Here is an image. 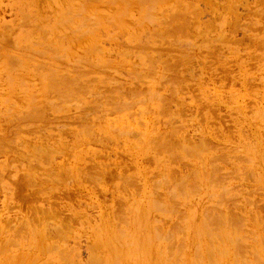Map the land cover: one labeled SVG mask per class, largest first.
<instances>
[{"label": "rangeland", "instance_id": "rangeland-1", "mask_svg": "<svg viewBox=\"0 0 264 264\" xmlns=\"http://www.w3.org/2000/svg\"><path fill=\"white\" fill-rule=\"evenodd\" d=\"M263 33L264 0H0V264H264Z\"/></svg>", "mask_w": 264, "mask_h": 264}, {"label": "bare ground", "instance_id": "bare-ground-1", "mask_svg": "<svg viewBox=\"0 0 264 264\" xmlns=\"http://www.w3.org/2000/svg\"><path fill=\"white\" fill-rule=\"evenodd\" d=\"M28 1H29V0H28ZM62 1H63V0H62ZM100 1H101V0H100ZM111 1H112V0H111ZM149 1H150V0H149ZM157 1H158V0H157ZM138 2H139V1H138ZM144 2H145V1H144ZM151 2H152V1H151ZM165 2H166V1H165ZM62 3H63V2H62ZM105 3H106V2H105ZM113 3H114V2H113ZM148 3H149V2H148ZM154 3H156V2L153 1V4H154ZM247 3H248V2H247ZM82 4H83V3H82ZM82 4H80V7H83V6H81ZM142 4H143V3H142ZM164 4H165V3H164ZM83 5H84V4H83ZM113 5H114V4H113ZM145 5H146V4H145ZM179 5H180V4H179ZM155 6H156V5H155ZM70 8H71V7H70ZM83 8H84V7H83ZM134 8H135V7H134ZM140 8H141V7H140ZM155 9H156V8H155ZM81 10H82V8H81ZM93 10H94V9H93ZM145 10H146V9H145ZM149 10H150V9H149ZM34 11H35V10H34ZM77 11H78V9H77ZM126 11H127V10H126ZM141 11H142V10H140L139 12H141ZM152 11H153V10H152ZM163 11H164V10H163ZM163 11H162V12H163ZM178 11H179V10H178ZM203 11H204V10H203ZM19 12H20V11H19ZM67 12H68V11H67ZM109 12H110V11H109ZM128 12H129V11H128ZM139 12H138V13H139ZM145 12H146V11H145ZM205 12H206V11H205ZM211 12H213V11H211ZM25 13H26V12H25ZM83 13H84V12H83ZM147 13H149V12H147ZM164 13H165V11H164ZM164 13H163V14H164ZM176 13H177V12H176ZM196 13H197V12H196ZM200 13H201V12H200ZM200 13H199V14H200ZM66 14L68 15V13H66ZM76 14H77V13H76ZM122 14H123V13H122ZM126 14H127V13H126ZM156 14H157V13H156ZM173 14H174V13H173ZM248 14H249V13H248ZM92 15H93V14H92ZM114 15H115V14H114ZM164 15H165V14H164ZM169 15H170V14H169ZM169 15H168V16H169ZM93 16H94V15H93ZM95 16H96V15H95ZM127 16H128V15H127ZM144 16H145V15H144ZM146 16H147V15H146ZM150 16H151V14H150ZM178 16H179V15H178ZM20 17H21V15H20ZM23 17H24V16H23ZM33 17H34V16H33ZM81 17H82V15L80 16L79 19H81ZM151 17H154V16H151ZM193 17H194V16H193ZM256 17H257V16H256ZM48 18H49V17H48ZM74 18H76V17H74ZM74 18H73V19H74ZM83 18H84V16L82 17L81 20H83ZM97 18H99V16H97ZM149 18H150V17H148V20H149V21L147 20L148 22H150V21L152 20L151 18H150V19H149ZM157 18H158V17H157ZM157 18L155 17L154 19L157 21ZM162 18H164V17H162ZM185 18H186V17H185ZM19 19H20V18H19ZM113 19H114V18H113ZM154 19H153L151 22L155 23V22H154ZM170 19H171V18H170ZM176 19H177V18H176ZM178 19H179V18H178ZM178 19H177V21H178ZM180 19H181V18H180ZM182 19H183V18H182ZM182 19H181V20H182ZM196 19H197V18H196ZM243 19H244V18H243ZM70 20H71V19H70ZM88 20H90V19H88ZM94 20H96V18H95ZM94 20H92V21H94ZM104 20H105V19H101V20H99V21H104ZM107 20H108V19H107ZM119 20H120V19H119ZM161 20H162V19H161ZM168 20H169V19H168ZM181 20H180V22H181ZM231 20H232V19H231ZM235 20H236V19H235ZM45 21H46V20H45ZM51 21H52V20H51ZM86 21H87V20H86ZM86 21H85V23H87ZM92 21L90 20V21H88V22L90 23V22H92ZM109 21H110V20H109ZM142 21H143V20H142ZM172 21H173V19H172ZM183 21H184V20H183ZM112 22H113V20H112ZM158 22H160V21H158ZM158 22H157V23H158ZM161 22H162V21H161ZM170 22H171V21H170ZM238 22H239V21H238ZM18 23H19V22H18ZM18 23H17V24H18ZM50 23H51V22H50ZM85 23H84V21H83V22L81 23V25H80V26H77V27H78V28L81 27V28L83 29V28H84L83 26H86ZM92 23H93V22H92ZM92 23H90L89 25H90V26L93 25ZM94 23H95V22H94ZM97 23H98V22H96V25H94V27L97 26ZM109 23H110V22H109ZM153 23H152V24H153ZM187 23H188V22H187ZM191 23H192V22H191ZM234 23H235V22H234ZM36 24H37V23H36ZM84 24H85V25H84ZM105 24H106V23H105ZM110 24H111V23H110ZM162 24H163V23H162ZM182 24H184V22H183ZM189 24H190V23H189ZM20 25H21V24H20ZM22 25H24V24L22 23ZM103 25H104V24H103ZM107 25H108V24H107ZM107 25H106V27H108ZM111 25H112V24H111ZM113 25H114V23H113ZM175 25H176V24H175ZM179 25H180V23H179ZM192 25H193V24H192ZM192 25H191V26H192ZM201 25H202V24H201ZM236 25H237V24H236ZM49 26H50V25H49ZM99 26H100V27H99ZM99 26H97V27L100 29L102 26H101L100 24H99ZM141 26H142V25H141ZM157 26H158V25H157ZM161 26H162V25H161ZM170 26H171V25H170ZM180 26H181V25H180ZM183 26H185V25H183ZM187 26H188V25H187ZM232 26H233V25H232ZM247 26H248V25H247ZM3 27H4V26H3ZM30 27H31V26H30ZM88 27H89V26H87V28H88ZM109 27L111 28V26H109ZM109 27H108V28H109ZM151 27H152V26H151ZM153 27H154V26H153ZM155 27H156V26H155ZM155 27H154V28H155ZM176 27H177V26H176ZM188 27H189V26H188ZM206 27H208V26H206ZM233 27H234V26H233ZM8 28H9V27H8ZM18 28H19V26H18ZM78 28H76V29H78ZM92 28H93V26L91 27V29H92ZM98 28H97L96 30L99 31ZM140 28H141V27H140ZM158 28H159V27H158ZM169 28H171V27H169ZM191 28H192V27H191ZM248 28H249V27H248ZM85 29H86V28H85ZM115 29H116V28H115ZM119 29H122V28L120 27ZM177 29H178V28H177ZM186 29H187V27H186ZM87 30H88V29H86V31H87ZM89 30H90V27H89ZM113 30H114V28H113ZM82 31H83V30H82ZM86 31H84V33H85ZM90 31L92 32V30H90ZM90 31H88V33H89ZM98 31H97V32H98ZM183 31H184V30H183ZM183 31H181V32H183ZM188 31H189V30H187V32H188ZM216 31H217V30H216ZM252 31H253V30H252ZM44 32H45V31H44ZM73 32H74V31H73ZM93 32H96L95 29L93 30ZM100 32H101V31H100ZM122 32H123V31H122ZM199 32H200V31H199ZM3 33H4V32H3ZM74 33H75V32H74ZM103 33H104V32H103ZM175 33H176V32H175ZM177 33H178V32H177ZM202 33H203V32H202ZM79 34H80V33H79ZM85 34H86V33H85ZM93 34L95 35L96 33H93ZM158 34H159V33H158ZM180 34H181V33H180ZM182 34H183V33H182ZM186 34H187V33H186ZM194 34H195V33H194ZM215 34H216V33H215ZM263 34H264V33H263ZM1 35H2V33H1ZM94 35H92V36H94ZM222 35H223V33H222ZM258 35H259V34H258ZM2 36H3V35H2ZM117 36H118V35H117ZM161 36H162V35H161ZM164 36H165V35H164ZM167 36H168V35H167ZM189 36H190V35H189ZM72 37H73V36H72ZM95 37H96V36H95ZM108 37H109V35H108ZM221 37H222V36H221ZM99 38H100V37H99ZM118 38H119V37H118ZM201 38H202V37H201ZM225 38H226V37H225ZM110 39H112V37H110ZM110 39H109V41H110ZM113 39H114V38H113ZM121 39H122V38H121ZM196 39H197V38H196ZM208 39H209V38H208ZM115 40H116V39H115ZM120 41H122V40H120ZM153 41H154V40H153ZM118 42H119V41H118ZM82 43H83V42H82ZM124 43H125V42H124ZM54 44H55V43H54ZM145 44H146V42H145ZM95 45H96V44H95ZM260 45H262V44H260ZM35 46H36V45H35ZM119 46H120V45H119ZM136 46H137V45H136ZM142 46H143V45H142ZM27 47H28V46H27ZM134 47H135V46H134ZM137 47H138V46H137ZM145 47H146V46H145ZM250 47H251V46H250ZM59 48H60V47H59ZM100 48H101V47H100ZM127 48H128V47H127ZM46 49H47V48H46ZM13 50H14V49H13ZM93 50H95V49H93ZM130 50H131V49H130ZM133 50H135V49H132V51H133ZM145 50H146V49H145ZM28 51H29V50H28ZM101 51H102V54H103V50H101ZM123 51H124V50H123ZM132 51H131V52H132ZM47 52H48V51H47ZM77 52H78V51H77ZM94 52H95V51H94ZM94 52H93V53H94ZM97 52H100V50L97 51ZM138 52H139V50H138ZM153 52H154V51H153ZM48 53H49V52H48ZM121 53H122V52H121ZM212 53H213V52H212ZM50 54H51V53H50ZM52 54H53V53H52ZM55 54H56V53H55ZM57 54H58V53H57ZM57 54H56V56H57ZM71 54H72V52H71ZM99 54H100V53H99ZM118 54H119V53H117V55H118ZM155 54H156V53H155ZM7 55H8V54H7ZM87 55H88V54H87ZM109 55H110V54H109ZM126 55H127V54H126ZM130 55H131V54H130ZM133 55H134V54H133ZM54 56H55V55H54ZM81 56H82V55H81ZM131 56H132V55H131ZM61 57H62V56H61ZM92 57H93V56H92ZM105 57H106V56H105ZM146 57H147V56H146ZM244 57H245V56H244ZM53 58L55 59V57H53ZM53 58H52V59H53ZM150 58H151V57H150ZM150 58H149V59H150ZM14 59H15V58H14ZM57 59H59V58H57ZM98 59H99V58H98ZM55 60H56V59H55ZM85 60H86V59H85ZM157 60H158V59H157ZM252 60H253V59H252ZM256 60H257V59H256ZM150 61H151V60H150ZM16 62H17V61H16ZM75 62H76V61H75ZM147 62H148V60H147ZM153 62H154V61H153ZM164 63H165V62H164ZM164 63H163V64H164ZM166 63H167V62H166ZM88 64H89V63H88ZM92 64H93V63H92ZM132 64H133V63H132ZM152 64H153V63H152ZM174 64H175V63H174ZM51 65H52V64H51ZM161 65H162V63H161ZM49 66H50V65H49ZM153 66H156V64L153 65ZM164 66H165V65H164ZM173 66H174V65H173ZM6 67H7V66H6ZM64 67H66V65H64ZM64 67H63V68H64ZM87 67H88V66H87ZM91 67H92V66H91ZM159 67H160V66H159ZM12 68H13V67H12ZM45 68H46V67H45ZM99 68H100V66H99ZM155 68H156V67H155ZM174 68H175V67H174ZM42 69H43V67H42ZM134 69H135V68H134ZM163 69H164V68H163ZM189 69H190V68H189ZM219 69H220V68H219ZM242 69H243V68H242ZM250 69H251V68H250ZM8 70H9V69H8ZM10 70H11V69H10ZM15 70H16V68H15ZM85 70H86V69H85ZM164 70H165V69H164ZM23 71H24V70H23ZM161 71H162V70H161ZM138 72H139V71H138ZM142 72H143V71H142ZM150 72H151V71H150ZM167 72H168V71H167ZM71 73H72V72H71ZM144 73H145V72H144ZM223 73H224V72H223ZM36 74H37V73H36ZM54 75H55V73H54ZM64 75H65V74H64ZM70 77H71V76H70ZM162 77H163V76H162ZM165 77H166V76H165ZM10 78H11V77H10ZM53 79H54V78H53ZM66 79H67V78H66ZM207 79H208V78H207ZM223 79H224V78H223ZM10 80H11V79H10ZM69 80H70V79H69ZM110 80H112V79H110ZM11 81H12V80H11ZM226 81H227V80H226ZM55 83H56V81H55ZM58 83H59V82H58ZM67 83H69V81H68ZM71 83H72V82H71ZM96 83H97V82H96ZM134 83H135V82H134ZM143 83H144V82H143ZM75 84H76V83H75ZM172 84H173V83H172ZM57 85H59V84H57ZM73 85H74V84H73ZM73 85L70 84V86H72V87H73ZM64 87H65V86H64ZM80 87H81V86H80ZM75 88H76V87H75ZM107 89H108V88H107ZM158 89H159V88H158ZM171 89H172V88H171ZM62 90H63V88H62ZM70 90H71V89H70ZM70 90L67 91V92H70ZM76 90H77V89H76ZM79 90H80V89H79ZM86 90H87V89H86ZM185 90H186V89H185ZM10 91H12V90H10ZM13 91H14V90H13ZM40 91H42V90H40ZM43 91H44V90H43ZM65 91H66V90H65ZM72 91H74L73 88H72ZM67 92H65L64 94H66ZM110 92H111V91H110ZM52 93H53V91H52ZM52 93H51V94H52ZM54 93H55V91H54ZM61 93H63V92L61 91ZM118 93H119V92H118ZM132 93H133V92H132ZM169 93H170V92H169ZM174 93H175V92H174ZM69 94H70V93H69ZM69 94H66V95H69ZM85 94H86V93H85ZM85 94H84V95H85ZM47 95H49V94H47ZM150 95H151V94H150ZM172 95H173V94H172ZM138 96H139V95H138ZM170 96H171V95H170ZM260 96H261V95H260ZM262 96H263V98H262V100H263V99H264V94H263ZM32 97H33V95H32ZM157 97H159V96H157ZM172 97H173V96H172ZM30 98H31V97H30ZM67 98H68V97H67ZM67 98H65V99H67ZM107 98H109V97H107ZM117 98H118V97H117ZM119 98H120V97H119ZM147 98H148V97H147ZM150 98H151V96H150ZM238 98H239V97H238ZM32 99H33V98H32ZM68 99H69V98H68ZM112 99H114V98H112ZM34 100H35V99H34ZM148 101H149V98H148ZM150 101H151V100H150ZM161 101H162V100H161ZM5 102H6V101H5ZM7 102H9V100H8ZM31 102H34V101L31 100ZM121 102H122V101H121ZM164 103H165V102H164ZM4 104H5V103H4ZM122 104H123V102H122ZM122 104H121V105H122ZM238 104H239V103H238ZM238 104H237V105H238ZM253 104H254V103H253ZM261 104H262V103H261ZM263 104H264V101H263ZM124 105H126V104H124ZM239 105H240V104H239ZM248 105H249V104H248ZM128 106H129V105H128ZM134 106H135V105H134ZM168 106H169V105H168ZM260 106H261V105H260ZM260 106H258V110L260 109ZM8 107H9V106H8ZM12 107H13V106H12ZM119 107H120V105H119ZM122 107H123V106H122ZM248 107H249V106H248ZM123 108H124V107H123ZM123 108H120V110L123 111V110H122ZM126 108H127V107H126ZM129 108H131V107H129ZM261 108H262V106H261ZM38 109H39V108H38ZM40 109L42 110V108H40ZM138 109H139V108H138ZM256 109H257V108H256ZM31 110H33V109H31ZM41 110H40V111H41ZM48 110H49V109H48ZM258 110H257V111H258ZM262 110H263V108H262ZM40 111H39V112H40ZM43 111H44V110H43ZM103 111H104V110H103ZM201 111H202V110H201ZM241 111H242V110H241ZM260 111H261V109H260ZM260 111H259V113H260ZM6 112H7V111H6ZM36 112H37V111H36ZM261 112H262V111H261ZM22 113H23V112H22ZM30 113H31V112H30ZM171 113H172V112H171ZM25 114H26V113H25ZM28 114H29V113H27V115H28ZM32 114H33V113H32ZM32 114H31V115H32ZM143 114H144V113H143ZM161 114H162V113H161ZM262 114H263V113H262ZM11 115H12V114H11ZM35 115H36V114H35ZM37 115H38V114H37ZM43 115H44V114H43ZM247 115H248V114H247ZM25 116H26V115H25ZM258 116H259V115H258ZM23 117H24V116H23ZM263 117H264V116H262V118H263ZM16 118H17V117H16ZM196 118H197V117H196ZM259 118H260V117H259ZM39 120H40V119H39ZM131 120H132V119H131ZM263 120H264V119H263ZM201 121H202V120H201ZM77 124H78V123H77ZM138 124H139V123H138ZM249 124H250V123H249ZM86 125H87V124H86ZM185 125H187V124H185ZM185 125H184V126H185ZM77 126H78V125H77ZM124 126H125V125H124ZM140 126H142V125H140ZM84 127H85V126H84ZM180 127H181V126H180ZM129 128H130V127H129ZM183 128H184V127H183ZM174 129H175V128H174ZM179 129H180V128H179ZM184 129H186V128H184ZM184 129H182V130L184 131ZM152 130H153V129H152ZM161 130H162V129H161ZM169 130H170V129H169ZM176 130H178V129L176 128ZM199 130H200V129H199ZM153 131H154V130H153ZM173 131H174V130H173ZM183 131H182V132H183ZM185 131H186V130H185ZM197 131H198V130H197ZM176 132H177V131H176ZM176 132H175V133H176ZM178 132H179V131H178ZM18 133H19V132H18ZM117 133H118V132H117ZM123 133H124V131H123ZM130 133H131V132H130ZM130 133H128L127 135H129ZM140 133H141V132H140ZM171 133H172V132H171ZM175 133H174V134H175ZM218 133H219V132H218ZM247 133H248V132H247ZM95 134H96V133H95ZM131 134H132V136L134 137L135 134H134L133 132H132ZM137 134H138V133H137ZM137 134H136V135H137ZM176 134H177V133H176ZM176 134H175V135H176ZM242 134H243V133H242ZM120 135H121V134H120ZM123 135H124V134H123ZM140 135H141V134H140ZM170 135H171V134H170ZM170 135H169V136H170ZM181 135H182V134H181ZM186 135L188 136L187 131H186ZM222 135H223V134H222ZM61 136H62V135H61ZM124 136H125V135H124ZM137 136H139V134H138ZM177 136H178V135H177ZM187 136L185 137L186 139H185V138H182V136H181L180 139H182L183 141L186 140V142H187V138L190 139V138L187 137ZM262 136H263V135H262ZM130 137H131V136H130ZM139 137H140V136H139ZM158 138H159V137H158ZM169 138H170V137H169ZM174 138H175V137H174ZM177 138H178V137H177ZM193 138H194V137H193ZM201 138H202V137H201ZM201 138H199V139L201 140ZM261 138H262V137H261ZM180 139L178 138V141H180L179 143L182 142V140H180ZM202 139H203V138H202ZM91 140H92V139H91ZM232 140H233V139H232ZM178 141H177V142H178ZM189 141H191V140H188V142H187L186 144H192V143H195V144H196L197 139L195 140V142H194V141H191V142L189 143ZM201 141H202V140H201ZM258 141H259V140H258ZM26 142H27V141H26ZM198 142H199V141H198ZM205 143H206V142H205ZM164 144H165V143H164ZM176 144H178V143H176ZM176 144H175V145H176ZM181 144H182V143H181ZM184 144H185V143H184ZM167 145H168V144H167ZM172 145H173V143H172ZM193 145H194V144H193ZM0 146H1V145H0ZM179 146H181V145H179ZM184 146H185V145H184ZM184 146H182V147H184ZM187 146H189V145H187ZM197 146H198V145H197ZM200 146H202V145H200ZM206 146H208V145H206ZM160 147H161V146H160ZM164 147H166V146H164ZM176 147H177V146H176ZM190 147H191V146H190ZM194 147H196V146H194ZM218 147H219V146H218ZM162 148H163V147H162ZM167 148H168V147H167ZM188 148H189V147H188ZM197 148H198V147H196V149H197ZM180 149H181V148H180ZM180 149H179V150H180ZM185 149H186V148H185ZM203 149H204V148H203ZM207 149H209V148H207ZM8 150H9V149H8ZM11 150H12V149H11ZM182 150H183V148H182ZM186 150H187V149H186ZM191 150H192V149H191ZM198 150H199V149H198ZM198 150H197V151H198ZM200 150H201V149H200ZM209 150H210V149H209ZM214 150H215V149H214ZM216 150H217V148H216ZM219 150H220V149H219ZM12 151H13V150H12ZM162 151H163V150H162ZM188 151H189V150H188ZM192 151H193V150H192ZM203 151H204V150H203ZM206 151H208V150H206ZM171 152H172V151H171ZM181 152H182V151H181ZM183 152H184V151H183ZM185 152H186V151H185ZM3 153H4V151H3ZM11 153H12V152H11ZM177 153H178V152H177ZM179 153H180V152H179ZM179 153H178V154H179ZM189 153H190V151H189ZM203 153H204V152H203ZM175 154H176V152H175ZM192 154H193V153H192ZM18 155H19V154H18ZM96 155H97V154H96ZM171 155H172V154H171ZM173 155H174V154H173ZM179 155H180V154H179ZM199 155H200V154H199ZM177 156H178V155H177ZM251 156H252V155H251ZM172 157H173V156H172ZM179 157H180V156H179ZM222 157H223V156H222ZM244 157H245V156H244ZM261 157H262V156H261ZM263 157H264V156H263ZM9 158H10V156H9ZM197 158H198V157H197ZM200 158H201V157H200ZM242 158H243V157H242ZM11 159H12V158H11ZM216 159H217V158H216ZM219 159H220V158H219ZM259 159H260V158H259ZM172 161H173V160H172ZM249 161H250V159H249ZM7 162H8V161H7ZM208 162H209V161H208ZM226 162H228V161H226ZM212 163H213V162H211L210 164H212ZM222 163H223V161H222ZM251 163H252V162H251ZM231 164H232V163H231ZM248 164H249V163H248ZM179 165H180V163H179ZM186 168H187V167H186ZM190 170H191V169H190ZM190 170H189V171H190ZM250 170H251V169H250ZM185 171H186V170H185ZM187 171H188V170H187ZM202 172H203V171H202ZM218 172H219V171H218ZM222 172H223V171H222ZM214 173H216V172L214 171ZM235 173H236V172H235ZM125 174H126V173H125ZM164 174H165V173H164ZM212 174H213V173H212ZM220 174H221V173H220ZM248 174H249V173H248ZM103 175H104V174H103ZM194 175H196V174H194ZM1 176H3V175H1ZM212 176H213V175H212ZM252 176H253V175H252ZM161 177H162V176H161ZM172 177H173V176H172ZM180 177H181V176H180ZM192 177H193V176H192ZM182 178H183V177H182ZM189 178H190V177H189ZM203 178H204V177H203ZM197 179H198V178H197ZM223 179H224V178H223ZM231 179H233V177H232ZM234 179H235V178H234ZM248 179H249V178H247V180H248ZM258 179H259V178H258ZM0 180H1V179H0ZM181 180H182V179H181ZM184 180H185V179H184ZM194 180H195V179H194ZM227 180H228V179H227ZM238 180H239V179H238ZM198 181H199V180H198ZM211 181H212V179H211ZM224 181H225V179H224ZM256 181H260V180H256ZM180 182H181V181H180ZM219 182H220V181H219ZM246 182H247V181H246ZM136 183H137V182H136ZM182 183H183V182H182ZM196 183H197V182H196ZM209 183H210V182H209ZM111 184H112V183H111ZM169 184H170V183H169ZM172 184H173V183H172ZM190 184H191V183H190ZM39 185H40V184H39ZM143 185H144V184H143ZM145 185H146V184H145ZM179 185H180V184H179ZM199 185H200V184H199ZM221 185H223V184H221ZM239 185H240V184H239ZM239 185H238V186H239ZM132 186H133V185H132ZM153 186H154V184H153ZM196 186H197V185H196ZM218 186H219V185H218ZM156 187H157V186H156ZM183 187H184V185H183ZM186 187H187V186H186ZM215 187H216V186H215ZM223 187H224V186H223ZM223 187H222V188H223ZM233 187H234V186H233ZM192 188H193V187H192ZM258 188H259V186H258ZM155 189H156V188H155ZM179 189H181V187H180ZM184 189H187V188H184ZM196 189H197V188H196ZM236 189H237V188H236ZM143 190H144V189H143ZM168 190H169V189H168ZM173 190H175V189H173ZM189 190H190V189H189ZM259 190H260V189H259ZM135 191H136V190H135ZM177 191H178V190H177ZM222 191H223V190H222ZM225 191H229V190H225ZM225 191H224V193H225ZM263 191H264V190H263ZM184 192H186V191H184ZM237 192H238V191H237ZM239 192H240V191H239ZM179 193H180V192H179ZM198 193H199V192H198ZM221 193H223V192H221ZM227 193H228V192H227ZM246 193H247V192H246ZM185 194H187V193H185ZM132 195H133V194H132ZM145 195H146V194H145ZM145 195H144V196H145ZM158 195H159V194H158ZM181 195H182V194H181ZM183 195H184V194H183ZM189 195H190V194H189ZM219 195H221L220 198L223 196L222 194H219ZM225 195H226V193H225ZM172 196H173V195H172ZM230 196H231V195H230ZM230 196H228V197H230ZM145 197H146V196H145ZM233 197H234V196H233ZM233 197H232V198H233ZM237 197H238V196H237ZM248 197H249V196H248ZM187 198H188V197H187ZM224 198H225V196H224ZM176 199H178V198L176 197ZM226 199H227V198H226ZM142 200H143V199H142ZM220 200H221V199H220ZM231 200H232V199H231ZM255 200H256V199H255ZM158 201H159V200H158ZM218 201H219V200H218ZM233 201H235V200H233ZM237 201H238V200H237ZM239 202H240V201H239ZM255 202H256V201H255ZM246 203H247V202H246ZM248 203H249V202H248ZM252 203H253V202H252ZM218 204H220V206H221V204H223V203H222V202H221V203L219 202ZM234 204H236V203H234ZM231 205H232V204H231ZM246 205H247V204H246ZM234 206H235V205H234ZM238 206H239V205H238ZM223 207H224V205H223ZM173 208H174V207H173ZM214 208H215V207H214ZM220 208H221V207H220ZM224 208H225V207H224ZM236 208H237V207H236ZM240 208H241V206H240ZM169 209H170V208H169ZM255 209H256V208H255ZM212 210H213V209H212ZM216 210H217V209H216ZM219 210H220V212L222 211L221 209H219ZM225 210H226V211H225L226 214H228L227 212H229V211H227V209H225ZM228 210H229V209H228ZM233 210H234V209H233ZM233 210H232V211H233ZM239 210H240V209H239ZM258 210H259V208H258ZM25 211H26V210H25ZM29 212H30V211H29ZM238 212H239V211H238ZM259 212H260V211H259ZM181 213H182V212H181ZM203 213H204V212H203ZM222 213H224V212H222ZM239 213H240V212H239ZM260 213H262V212H260ZM212 214H213V213H212ZM215 214H216V213H215ZM226 214H225V215H226ZM178 215H179V214H178ZM200 215H201V214H200ZM217 215H218V214H217ZM220 215H221V213H220ZM220 215L218 216L219 218H220ZM223 215H224V214H223ZM239 215H240V214H239ZM209 216H211V215H209ZM116 217H117V216H116ZM174 217H175V216H174ZM211 217H212V219H213L214 214H213V216H211ZM230 217L232 218V216H230ZM236 217H239V216H236ZM29 218H30V217H29ZM31 218H32V217H31ZM175 218H176V217H175ZM182 218H183V217H182ZM221 218H223V217H221ZM227 218H228V217H226L225 220L223 219L224 223H225V221H226V224H227V222H228V221H227ZM239 218H240V217H239ZM236 219H237V218H236ZM236 219H235V220H236ZM259 219H260V218H259ZM218 220H219V219H218ZM218 220H217V222H216V225L219 223ZM232 220H233V218H232ZM235 220H234V221H235ZM239 220H240V219H239ZM239 220H238V221H239ZM244 220H245V219H244ZM115 221H116V219H115ZM126 221H127V219H126ZM229 221H230V223L232 222L230 218H229ZM236 221H237V220H236ZM236 221H235V222H236ZM240 221H241V220H240ZM253 221H254V220H253ZM262 221H263V220H262ZM24 222H25V221H24ZM123 222H124V221H123ZM221 222H222V221H221ZM259 222H260V221H259ZM263 222H264V221H263ZM30 223H31V222H30ZM224 223H223V224H224ZM228 223H229V222H228ZM237 223H238V222H237ZM32 224H33V223H32ZM232 224H233V223H232ZM235 224H236V223H235ZM238 224H239V223H238ZM258 224H259V223H258ZM144 225H145V224H144ZM211 225H212V224H211ZM218 225H219V224H218ZM220 225H221V224H220ZM227 225H228V224H227ZM227 225H225V226L227 227ZM229 225H230V224H229ZM236 225H237V224H236ZM239 225H241V224H239ZM239 225H237V226H239ZM14 226H15V225H14ZM24 226H25V225H24ZM26 226H27V225H26ZM225 226H223V227H225ZM232 226H233V225H230V227H232ZM242 226H243V225H242ZM245 226H246V225H245ZM214 227H215V225H214ZM216 227H217V226H216ZM223 227H222V229H223ZM234 227H235V226H234ZM240 227H241V226H240ZM220 228H221V227H220ZM220 228H217V230L220 229ZM18 229H20V228H18ZM203 229H204V228H203ZM203 229H202V230H203ZM225 229H226V228H225ZM232 229L234 230V229H237V228H232ZM30 230H31V229H30ZM97 230H99V229H97ZM155 230H156V229H155ZM184 230H185V229H184ZM213 230H215V229H213ZM220 230H221V229H220ZM233 230H232V231H233ZM263 230H264V229H263ZM21 231H23V230H21ZM221 231H222V230H221ZM232 231H231V232H232ZM241 231H242V230H241ZM23 232H24V231H23ZM31 232H32V230H31ZM203 232H206V231H203ZM217 232H218V231H217ZM217 232H215L216 235H217ZM225 232H227V231H225ZM236 232H237V231H236ZM246 232H247V231H246ZM263 232H264V231H263ZM16 233H18V232L16 231ZM26 233H27V232H26ZM120 233L122 234V232H120ZM219 233H220V232H219ZM219 233H218V234H219ZM222 233H224V230H223ZM249 233H250V232H249ZM27 234H28V233H27ZM183 234H184V233H183ZM215 234H213V235H215ZM224 234H225V233H224ZM226 234H228V233H226ZM232 234H237V233L234 232V233H232ZM19 235H20V234H19ZM122 235H124V234H122ZM247 235H248V234H247ZM10 236H11V235H10ZM20 236H21V235H20ZM20 236H19V237H20ZM22 236H23V235H22ZM222 236L225 237L223 234H222ZM236 236H238V234H237ZM31 237H32V236H31ZM173 237H174V236H173ZM218 237H219V236H218ZM218 237H217V238H218ZM233 237H234V236H233ZM209 238H210V237H209ZM209 238H208V239H209ZM219 238H220V237H219ZM226 238H227V237L224 238L225 241H226ZM239 238H240V237H239ZM24 239H25V238H24ZM123 239H124V238H123ZM211 239H212V238H211ZM248 239H249V238H248ZM32 240H34V239H31V241H32ZM183 240H184V239H183ZM228 240H229V242H230V240L232 241V239H228V238H227V241H228ZM235 240H236V239H235ZM239 240H240V239H239ZM254 240H255V238H254ZM31 241H30V242H31ZM114 241H115V240H114ZM208 241H209V240H208ZM237 241H238V239H237ZM263 241H264V240H263ZM30 242H29V244H30ZM210 242H211V244H212V246H213L214 243H212V241H210ZM238 242H239V241H238ZM255 242H256V241H255ZM17 243H18V242H17ZM200 243H201V241H200ZM206 243H207V242H206ZM239 243H240V242H239ZM245 243H246V242H245ZM10 244H11V243H10ZM12 244H13V243H12ZM183 244H184V243H183ZM196 244H197V243H196ZM208 244H209V243H208ZM211 244H210V246H211ZM220 244H221V243H220ZM230 244H231V242H230ZM169 245H170V244H169ZM205 245H206V244H205ZM233 245H234V244H233ZM263 245H264V244H263ZM7 246H8V245H7ZM30 246H31V245H30ZM66 246H67V245H66ZM171 246H172V245H171ZM212 246H211V247H212ZM227 246H228V245H227ZM236 246H237V245H236ZM257 246H258V245H257ZM9 247H10V246H9ZM89 247H90V246H89ZM100 247H101V246H100ZM185 247H186V246H185ZM200 247H201V245H200ZM217 247H219V246H217ZM238 247H239V246H238ZM238 247H237V249H238ZM251 247H252V246H251ZM263 247H264V246H263ZM120 248H121V247H120ZM231 248H232V247H231ZM257 248H258V247H257ZM6 249H7V248H6ZM8 249H9V248H8ZM34 249H35V248H34ZM59 249H60V248H59ZM70 249H71V248H70ZM182 249H183V248H182ZM193 249H194V248H193ZM208 249H209V248H208ZM213 249H214V247H213ZM223 249H224V251H225V248H223ZM239 249H240V248H239ZM262 249H263V248H262ZM32 250H33V249H32ZM62 250H64V249H62ZM75 250H78V249L75 248ZM75 250H74V252H75ZM204 250H205V249H204ZM240 250H241V249H240ZM57 251H60V250H57ZM64 251H65V253H66L67 249H65ZM64 251H60L59 253H61V252L64 253ZM205 251H206V250H205ZM213 251H214V250H213ZM216 251H217V250H216ZM227 251H228V250H227ZM234 251H235V249H234ZM255 251H256V250H255ZM71 252H73V250H70L69 254H68V251H67V253L64 254V256L62 255V257L65 259V257L68 256V258H69V255H72ZM76 252H77V251H76ZM185 252H186V251H185ZM210 252H211V251H210ZM220 252H222V250H220ZM63 253H61V254H63ZM91 253H92V252H91ZM112 253H113V252H112ZM169 253H170V252H169ZM207 253H209V252H207ZM207 253H206V256L208 255ZM215 253H218V251L215 252ZM224 253H226V252H224ZM74 254H75V255H73V258H74V256H77V255H76L77 253H74ZM177 254H178V253H177ZM209 254H210V253H209ZM211 254H213V253L211 252ZM211 254H210V255H211ZM221 254H223V252H222ZM28 255H29V254H28ZM66 255H67V256H66ZM101 255H102V254H101ZM121 255H122V254H121ZM213 255H214V254H213ZM213 255H211V256H213ZM177 256H178V255H177ZM198 256H199V255H198ZM200 256H201V255H200ZM225 256H226V255H225ZM21 257H22V255H21ZM180 257H181V256H180ZM194 257H195V256H194ZM207 257H208V256H207ZM63 258H62V259H63ZM68 258H67V259H68ZM70 258H71V257H70ZM70 258L68 259V260H70V263L68 262L69 264H71L72 262L75 261V260H74V261L71 262V260H72L73 258H71V259H70ZM75 258H76V257H75ZM77 258H78V257H77ZM94 258H95V257H94ZM171 258H172V257H171ZM201 258H202V261H203L204 258H203L202 256H201ZM201 258H200V260H201ZM210 258H211V257H209L208 260H210ZM240 258H241V257H240ZM2 259H3V258H2ZM23 259H24V258H23ZM95 259H96V258H95ZM165 259H166V258H165ZM180 259H181V258H180ZM256 259H257V258H256ZM259 259H260V258H258V260H259ZM19 260H20V259H19ZM68 260L65 259L64 261H68ZM76 260H77V259H76ZM254 260H255V258H254ZM100 261H101V260H99V262H100ZM176 261H179V259L176 260ZM204 261H205V260H204ZM236 261H237V260H236ZM260 261H261V260H260ZM101 262H102V261H101ZM209 262H210V261H209ZM211 262H212V261H211ZM234 262H235V261H234ZM68 263H67V264H68ZM74 263L76 264V263H78V262L75 261ZM74 263H72V264H74ZM171 263H173V262H171ZM203 263H204V262H203ZM207 263H208V262H207ZM246 263H247V262H246ZM249 263H250V262H249ZM255 263H256V262H255ZM257 263H258V262H257ZM4 264H5V263H4ZM31 264H32V263H31ZM239 264H240V263H239ZM258 264H259V263H258Z\"/></svg>", "mask_w": 264, "mask_h": 264}]
</instances>
